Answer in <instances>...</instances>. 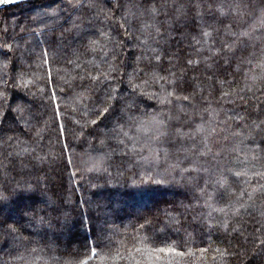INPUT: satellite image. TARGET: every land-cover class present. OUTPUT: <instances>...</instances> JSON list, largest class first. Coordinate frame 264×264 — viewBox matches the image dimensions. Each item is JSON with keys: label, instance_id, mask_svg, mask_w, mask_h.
<instances>
[{"label": "trees", "instance_id": "trees-1", "mask_svg": "<svg viewBox=\"0 0 264 264\" xmlns=\"http://www.w3.org/2000/svg\"><path fill=\"white\" fill-rule=\"evenodd\" d=\"M77 2L82 7H72ZM262 2L36 0L1 9L0 41L7 28L8 37H15L26 54L15 70L11 64L5 67L0 56V76L23 71L35 96L9 87V104L26 103V109L22 115L0 114L3 125L15 130L0 138V191L9 194L0 202V264H76L87 258L83 245L95 248L99 235L95 205L87 201L107 205L102 212L109 221L90 264H256L243 256H221L217 249H250L264 239V175H256L264 173V133L249 134L264 121ZM204 31L211 34L205 37ZM245 31L250 36L239 35ZM144 40L166 54L162 63L167 69L191 81L195 98H173L172 105L145 99L138 111L124 113L123 131L136 139L135 155L125 157V151L133 152V141L122 133L124 144L105 138L108 129L91 120L99 121L95 110L106 90L129 92L125 73L136 66L133 57L142 47L147 52ZM43 49L49 54L41 60ZM187 59L199 63L182 72ZM106 61L120 64V78L94 85L89 73L106 71ZM138 75L142 79L136 83L145 91H159V84H144L150 75ZM122 104L120 100L118 111ZM53 105L59 106L55 116ZM129 115L137 118L135 126H128ZM158 130L168 135L156 140ZM8 137L14 139L5 143ZM15 152L19 157L6 155ZM235 171L247 175L236 177ZM149 176L164 180L165 186L142 196L126 195L125 179ZM222 178L228 181L223 187L218 183ZM240 204L244 207L233 211ZM53 207L70 216V227L62 234L38 222L53 215Z\"/></svg>", "mask_w": 264, "mask_h": 264}, {"label": "snow or ice", "instance_id": "snow-or-ice-1", "mask_svg": "<svg viewBox=\"0 0 264 264\" xmlns=\"http://www.w3.org/2000/svg\"><path fill=\"white\" fill-rule=\"evenodd\" d=\"M91 7H98V5H90ZM118 7H123V5H117ZM72 7H82V4L77 2L72 5ZM190 7L195 8V5H190ZM153 12L156 11L155 8L152 9ZM258 11L260 13V20L261 23L264 24V2H262L258 6ZM71 19V18H69ZM80 24L76 23L75 21L72 22V27L75 29L80 28ZM123 27V25H121ZM8 29H4V35L5 39L3 41H0V56L4 57L5 60V67H8L9 64L12 65L13 70H15L17 61H20L22 57L26 54L25 52L21 51L19 43L16 42L15 37H8ZM211 33L208 31L203 32V36L207 37ZM102 35L107 36V33H102ZM240 36H250V33L245 31L241 32L239 34ZM157 36L160 38H163V32L160 31V29H157ZM155 39V38H153ZM11 40L12 42H9ZM90 44L95 45L97 41L91 40L89 41ZM117 45L121 42L117 41ZM197 43L199 44L200 41L197 40ZM141 44L145 47H147V52L144 51V47L141 49L140 55H134L133 59L136 64V66L133 68L131 73H125L128 78V86H129V92L127 95H124L119 92V89L116 87H112L110 90H106L104 93V97L98 101L99 106L95 110V116L99 117V121L95 118L91 120V124L95 125L97 127H100L103 125L105 128L108 129L107 132H105V138L110 139H117L119 140L120 144H124V140L120 139V134L122 133L123 136L127 137L130 141H133V152L130 154L129 152L125 151L123 155L125 157H128L130 155H135V143L136 139L134 137L128 136L127 132H124L123 129L125 127V123H122L124 119V113L130 111L132 108H136L137 111L139 110V106L141 103L144 102V100H152L157 101L159 103H167L168 105L173 104V98L177 101L183 100V101H193L195 98V92L192 91V84L191 81L185 76L181 75L177 77L176 73L167 69L166 66L162 63L164 59L165 53L158 52L156 48H152L148 45V41L144 40L141 42ZM227 47H231V45H228ZM113 51V61L118 60V54L115 53V49ZM48 50L43 49L41 51L40 59L43 60L45 56H47ZM107 55V53H105ZM34 56V52L32 53ZM171 57L169 58L171 62ZM177 61H179V56L175 57ZM145 61L144 67H141L140 62ZM108 63V69L101 70L97 75H92L89 73V79L92 81L94 85H102L106 81H109L111 79H117L119 80L120 75L122 73V68L119 63L115 62H107ZM199 61H194L192 59H187L185 61V64L181 67V71L183 72V69L186 68L188 65L198 64ZM31 66V65H30ZM174 67V65H173ZM140 72H143L145 76L150 75V81L145 80L144 84L154 83L159 84V91H152L148 92L145 91V88L143 84L136 83L137 79H142L138 74ZM116 74L113 76V74ZM166 73V74H162ZM25 73L21 71L18 74H14L8 78H5L4 76H0V114L6 113V112H15L18 115H22L23 112L26 109V103H16L15 106H12L9 104V95L8 90L9 87L13 89L14 92H20L23 95H30L35 96V93H32L30 88L28 87V84L30 82L25 81ZM49 78H51L49 76ZM255 79V77H253ZM21 81V83H17V81ZM163 81V83H161ZM221 84L224 83L223 80L220 81ZM55 92L53 91L51 93V99L55 100ZM224 96H227L228 93H223ZM119 97V99H118ZM240 99H243V97H240ZM120 100H123L122 106L119 108V111L117 110V104L120 103ZM59 113V106L53 105V115ZM171 118V117H169ZM4 120L7 119L6 116L3 117ZM153 120L156 119V117H152ZM105 121H108V124H105ZM127 121H130L131 124L128 125L129 127L135 126L137 124V118L135 116L129 115L127 117ZM114 127H109V124H113ZM158 123L163 124V121H158ZM255 124V122H253ZM140 127H143V121H139ZM264 121H261L260 124H255V128L249 129V134L256 132L257 134L264 133ZM247 127V126H246ZM60 129L63 130V126H60ZM202 130V126H201ZM15 131L12 128H6L3 125V122L0 121V138L4 137L7 132ZM178 131V129H177ZM38 135V134H37ZM168 135L167 131L165 130H158V134L155 137L156 140H159L160 137ZM14 139V137H8L7 141H4L7 143L8 141H11ZM101 143H104L102 140ZM9 147H12L11 144H9ZM7 156H15L19 157L20 153H6ZM157 157V162H158ZM140 161H143L144 163L151 164L153 161H149L148 158L140 156ZM69 163L71 161L69 160ZM104 171H107V169H103ZM231 171V170H229ZM72 175H76V173H73ZM242 175H247L246 172L241 171H235V176L240 177ZM256 175H264V173H256ZM108 182L105 181V184ZM164 180H153L151 176L147 178V180L141 179L137 180L135 178H129L125 179L124 181V188L127 190L126 195L131 197L136 196H142L146 194V190L150 189L152 187H163L165 186ZM221 187L226 185L228 183L227 178H222L220 181ZM21 187H24V185H19ZM93 187H96L93 185ZM261 187H264L262 185ZM255 191V189H254ZM201 195H205V189L200 188ZM208 199L212 198L211 194H207ZM243 195V193H241ZM9 199V194H7V190L0 191V202L7 201ZM249 199H251V195H249ZM90 206L95 205V209L97 211V215L95 217V226L99 230V235L95 239V248L91 245L85 244L83 245L84 251L82 252L83 257H87L84 259H79L76 261V264H90L91 259L95 258L98 253L96 251V248L101 247V244L103 243L106 233L108 231V224L109 221L106 218V216L103 214L102 209L106 208L107 205L103 204L100 201H87ZM244 207V204H240L239 207H234L233 211L239 212V208ZM219 211H224L223 208L218 209ZM52 212L54 213L51 216L48 217H40L39 223L42 225H46L49 229L53 230L57 233H63V231L70 227L71 220L70 216L66 211H61L57 207H53ZM147 222V221H146ZM226 226V225H225ZM145 227L144 224L140 225V228L143 229ZM160 251H164V249H160ZM217 252L221 255H235V256H243L249 260H253L256 262V264H264V239H259L258 243H254L253 246L248 249L244 248L242 250H235L233 252H229L228 249H225L221 251L220 249H217Z\"/></svg>", "mask_w": 264, "mask_h": 264}, {"label": "water", "instance_id": "water-1", "mask_svg": "<svg viewBox=\"0 0 264 264\" xmlns=\"http://www.w3.org/2000/svg\"><path fill=\"white\" fill-rule=\"evenodd\" d=\"M36 0H0V10L3 8L15 6L25 2H31Z\"/></svg>", "mask_w": 264, "mask_h": 264}, {"label": "rangeland", "instance_id": "rangeland-1", "mask_svg": "<svg viewBox=\"0 0 264 264\" xmlns=\"http://www.w3.org/2000/svg\"><path fill=\"white\" fill-rule=\"evenodd\" d=\"M144 134H145V135H148L149 133L145 131Z\"/></svg>", "mask_w": 264, "mask_h": 264}]
</instances>
